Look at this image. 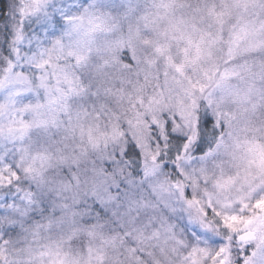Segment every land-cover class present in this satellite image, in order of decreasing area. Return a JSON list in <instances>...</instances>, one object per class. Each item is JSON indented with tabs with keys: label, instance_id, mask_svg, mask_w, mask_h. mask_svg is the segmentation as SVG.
Instances as JSON below:
<instances>
[{
	"label": "snow or ice",
	"instance_id": "obj_1",
	"mask_svg": "<svg viewBox=\"0 0 264 264\" xmlns=\"http://www.w3.org/2000/svg\"><path fill=\"white\" fill-rule=\"evenodd\" d=\"M0 264H264V0H0Z\"/></svg>",
	"mask_w": 264,
	"mask_h": 264
}]
</instances>
